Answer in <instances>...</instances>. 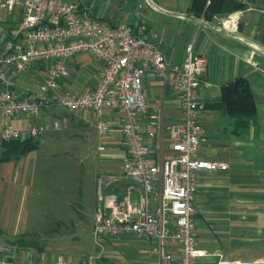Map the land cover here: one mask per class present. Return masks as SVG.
Returning <instances> with one entry per match:
<instances>
[{"label":"built area","instance_id":"built-area-1","mask_svg":"<svg viewBox=\"0 0 264 264\" xmlns=\"http://www.w3.org/2000/svg\"><path fill=\"white\" fill-rule=\"evenodd\" d=\"M150 9L156 6L146 0ZM0 10L18 12L19 21L0 36V118L1 139L37 138L46 130L61 129L55 120L20 131L16 117H36L43 107L57 97L64 109L93 111L98 135L104 139L110 123L104 113L110 109L121 114L124 155L116 171L100 172L96 195L93 239L105 236L144 238L154 256L150 264H206L212 253L199 248L193 224L195 171L225 168L223 163L196 158L204 132L198 112L204 105L197 99L201 88L210 82L203 78L208 64L201 54H194L191 43L184 47L178 64H167L163 53L146 39V26L111 25L98 20L79 4L65 0H0ZM241 10L216 16L220 30L235 34ZM199 20L202 17H198ZM78 53L91 54L102 64L96 86L89 92L77 90L58 94L60 82L70 73L67 61ZM44 73L35 91L20 92L16 80L28 70ZM149 70L174 93L179 116L170 123L150 117L141 129L139 118L147 110L141 93L142 76ZM158 132L166 135V148L152 143ZM97 150L107 149L99 143ZM155 154L151 160V153ZM15 248L0 238V262L12 257ZM215 264H240L213 254ZM81 264H97L99 254L82 255ZM22 264H69L29 260Z\"/></svg>","mask_w":264,"mask_h":264},{"label":"crops","instance_id":"crops-1","mask_svg":"<svg viewBox=\"0 0 264 264\" xmlns=\"http://www.w3.org/2000/svg\"><path fill=\"white\" fill-rule=\"evenodd\" d=\"M65 1L76 2L90 15L111 25L143 24L146 26V39L163 53L168 65L182 61L184 47L188 43H191L194 54L205 57L208 66L203 78L210 82V86L198 91L197 99L204 105V109L198 112L197 119L201 121L205 137L196 151V158L221 162L226 167H215L213 170L201 168L195 171L196 188L192 206L195 213L193 224L197 231L196 240L199 248L212 253L202 262L215 264L217 257L213 254L220 253L226 261L264 264V0H237L242 4L239 21L242 28L235 34L220 30L215 18L218 14L208 18H204L203 14L194 16L188 9L191 0H150L156 6L154 10L147 6L146 0ZM7 15L10 17H0V36L19 21L17 11ZM198 17L202 19L199 20ZM67 65L70 73L60 82L59 96L71 89L80 93L89 92L96 86L103 69L99 59L84 53L69 58ZM43 72L40 74L35 69H29L15 82L19 91H35L44 75ZM237 76L247 79L255 103L253 119H248L244 127H237L235 117L213 105L218 100L224 83ZM36 80L38 81L35 82ZM141 80V93L144 94L147 107L144 115L139 118L141 129L145 130L150 117L168 123L175 121L179 116V109L174 93L163 81L155 79L149 70L145 71ZM52 99L47 107L40 109L36 117H16L14 126L23 132L31 125H50L58 120L61 129L65 126L64 129L50 128V132L60 130L65 134L70 133L68 135L79 133L83 137H96L98 145L103 143L107 149L106 153L108 152L104 168H119L121 157L125 153L120 132V112L108 109L104 113V118L111 127L102 139L96 129L93 111H59L53 107L57 105V97ZM157 134L151 145L153 142H160L166 148V135L163 132ZM58 137L61 140L65 138L64 134ZM40 138L41 136L38 137L37 148L41 143ZM25 139L27 137H23L21 141ZM154 157L152 152L151 160ZM114 161H119V164L116 165ZM4 167L6 169L0 171V189L3 181L8 183L6 178L11 176L12 180L15 175L12 168L9 169L6 164ZM12 192L13 189L11 195L2 198L0 202V238L11 239L20 235V232L9 234L6 227L8 223L2 216V209L6 208L1 204H7ZM129 239L145 243L150 248V243L144 238ZM43 247L41 251L34 247H18L12 257H9L10 261L55 263L65 260L69 264L82 263L79 258L84 254L71 253L69 250L66 255L62 252L55 253L57 251L50 246ZM149 248L148 253L152 261L154 256L149 252ZM19 254L20 260L16 258Z\"/></svg>","mask_w":264,"mask_h":264},{"label":"rangeland","instance_id":"rangeland-1","mask_svg":"<svg viewBox=\"0 0 264 264\" xmlns=\"http://www.w3.org/2000/svg\"><path fill=\"white\" fill-rule=\"evenodd\" d=\"M0 17L10 16L0 10ZM35 70L41 74L42 69ZM53 107L64 109L59 105ZM50 130L40 135L37 150L10 163H0V171L6 169V164L15 172L12 180L9 176L8 183H1L0 202L13 189L8 205L1 204L6 208L2 209V216L8 223L9 234L20 232L11 239H2L15 250L18 247L11 242L24 237L50 246L55 253L67 255L70 250L81 255L99 254L102 259L97 264H150L149 247L145 243L105 236L94 241L92 237L97 176L100 172L118 170V167L104 168L108 152L102 154L97 150L98 139L94 136ZM62 134L66 139L58 137ZM6 142L0 136V146ZM114 163L117 165L119 161ZM16 258L20 260L21 255Z\"/></svg>","mask_w":264,"mask_h":264},{"label":"trees","instance_id":"trees-1","mask_svg":"<svg viewBox=\"0 0 264 264\" xmlns=\"http://www.w3.org/2000/svg\"><path fill=\"white\" fill-rule=\"evenodd\" d=\"M242 4L237 0H191L189 3V11L194 16L204 15V18H208L212 15L218 14V16L233 13L236 10H241ZM247 79L244 76H237L228 82H225L220 89V96L218 100L213 103L217 107H220L222 111L228 115L235 117L237 127H244L245 122L249 119H253V112L255 103L253 102L252 91L249 90ZM37 149V140L27 138L24 141L10 140L2 144V151L0 155V163L11 162L23 157L31 150ZM17 245V247H34L41 251L44 247L39 244L37 240H26L24 237H19L11 242ZM0 264H22L18 262L10 261L0 262Z\"/></svg>","mask_w":264,"mask_h":264},{"label":"water","instance_id":"water-1","mask_svg":"<svg viewBox=\"0 0 264 264\" xmlns=\"http://www.w3.org/2000/svg\"><path fill=\"white\" fill-rule=\"evenodd\" d=\"M240 28H242V25H241V23H239V24H238L237 31H239V30H240ZM262 56L264 57V55H262Z\"/></svg>","mask_w":264,"mask_h":264}]
</instances>
